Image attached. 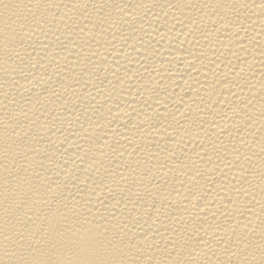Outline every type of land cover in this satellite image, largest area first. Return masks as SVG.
<instances>
[{
    "label": "bare ground",
    "instance_id": "bare-ground-1",
    "mask_svg": "<svg viewBox=\"0 0 264 264\" xmlns=\"http://www.w3.org/2000/svg\"><path fill=\"white\" fill-rule=\"evenodd\" d=\"M0 264H264V0H0Z\"/></svg>",
    "mask_w": 264,
    "mask_h": 264
}]
</instances>
